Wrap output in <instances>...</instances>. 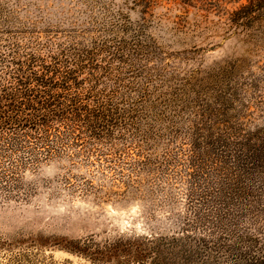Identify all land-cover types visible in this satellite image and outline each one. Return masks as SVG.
Returning <instances> with one entry per match:
<instances>
[{"label":"rangeland","instance_id":"rangeland-1","mask_svg":"<svg viewBox=\"0 0 264 264\" xmlns=\"http://www.w3.org/2000/svg\"><path fill=\"white\" fill-rule=\"evenodd\" d=\"M247 1L0 0V264H104L119 242L202 235L195 214L215 210L214 240L264 254V15L230 23ZM46 67L72 71L55 94L110 98L118 127L69 136L62 108L35 138V110L12 93ZM211 131L231 147L208 146Z\"/></svg>","mask_w":264,"mask_h":264},{"label":"trees","instance_id":"trees-1","mask_svg":"<svg viewBox=\"0 0 264 264\" xmlns=\"http://www.w3.org/2000/svg\"><path fill=\"white\" fill-rule=\"evenodd\" d=\"M262 15H264V0H248L246 4L240 5L236 10L230 13V23L241 25L240 23H243L244 20L253 23L254 20L259 19ZM41 70L45 73L29 70L30 72L27 74H18L15 78V82L21 88L16 89V93H12V96L18 94L17 100H20L22 105H26L28 109L35 110L36 115L33 116L32 126L28 129L37 131L35 138H38L40 141L46 140L48 142V139L51 137V133H49L51 126L49 124L56 118L53 114L55 111L62 108H69V113L72 114V117L66 120L70 124L69 127L68 125L66 126V131L69 136L74 135L76 131L75 127L78 126V123L81 124L80 126L82 129H85V133H91L90 137H95V132L97 130H104L105 127H109L110 125L112 128L118 127V112L113 110L110 106H106L110 98H108L106 103L97 100L96 106L89 109L87 104L93 96L90 97L88 94V96H86L81 92V99L78 100L80 97L78 94L69 99L66 93H53L52 89L54 88L63 90V92L70 90V85L66 86V83L70 82L68 76L71 75L72 71L65 70L60 75L59 71L56 69L50 70L46 67L41 68ZM50 74H52V76H50ZM53 82H55L54 86H51ZM32 84H35L34 86L38 88L34 89L33 86H31ZM47 87L49 90L45 91L44 88ZM39 88L43 90H39ZM9 99L12 100L13 98L10 97ZM35 103L37 107L32 105ZM24 116L25 115H23V117ZM114 116L116 119H114ZM23 121L27 122L25 119ZM11 122L8 120L4 122V124L8 126ZM13 125H16V123H13ZM26 127L27 126L24 125L19 131L13 129L12 136H14V138L27 137L28 133L26 131L28 130H24ZM53 137L57 138L55 134ZM200 137L201 135L197 133H193L191 136L193 140H190L191 149L189 153L192 154L193 158L202 150L199 143H197ZM207 138L208 142L206 144L208 146L214 145L219 153H223V149L226 147H231V143H228L226 139L217 137L214 131H211ZM140 147L141 146L138 147L139 150ZM250 150L251 149L248 148L244 152L245 158L243 159L244 162H246L249 158L250 162L254 163L256 159H258L255 155L257 149ZM140 163L146 165L147 161L146 163ZM191 168L194 172L198 167L197 165H192ZM192 174H189L190 178L193 176ZM192 196L191 194V199ZM214 214L215 215L211 217H214V219L216 218L215 222L207 221V215L200 216L198 212L195 214V219L199 220L201 224V230H204L202 235H197L196 233L187 234L184 233V231H178V235L175 233L172 236L143 237L135 239L132 242H119L101 253L103 256L102 258L120 260L122 257H125V264H215L217 261L223 260V257L228 259V255H237L235 257L236 261H241L242 259L245 261V264H264V254L260 255L257 253V258L254 257L255 259L246 260L248 252H241V249H237V247L231 245L227 246L226 243H223L222 246L214 240V232L218 229L219 224L223 222L222 219L223 216H225V214L222 215L218 210H215ZM208 216L210 218V215ZM227 216H229V214ZM203 217H205V219ZM230 253L232 255H230ZM109 260H106L104 264H107L106 262H109ZM229 261L232 260L230 259Z\"/></svg>","mask_w":264,"mask_h":264}]
</instances>
